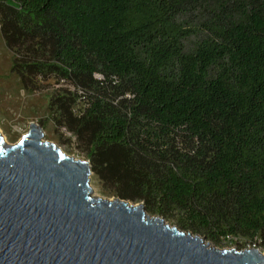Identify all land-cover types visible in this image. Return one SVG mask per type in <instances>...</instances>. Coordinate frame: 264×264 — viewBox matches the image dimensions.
Wrapping results in <instances>:
<instances>
[{
    "label": "trees",
    "instance_id": "16d2710c",
    "mask_svg": "<svg viewBox=\"0 0 264 264\" xmlns=\"http://www.w3.org/2000/svg\"><path fill=\"white\" fill-rule=\"evenodd\" d=\"M0 33L104 190L264 242V0H0Z\"/></svg>",
    "mask_w": 264,
    "mask_h": 264
},
{
    "label": "water",
    "instance_id": "95a60500",
    "mask_svg": "<svg viewBox=\"0 0 264 264\" xmlns=\"http://www.w3.org/2000/svg\"><path fill=\"white\" fill-rule=\"evenodd\" d=\"M86 158L30 122L0 133V264H264L256 247H217L152 215L142 201L92 193Z\"/></svg>",
    "mask_w": 264,
    "mask_h": 264
},
{
    "label": "rangeland",
    "instance_id": "374dc122",
    "mask_svg": "<svg viewBox=\"0 0 264 264\" xmlns=\"http://www.w3.org/2000/svg\"><path fill=\"white\" fill-rule=\"evenodd\" d=\"M11 64V51L6 47L0 33V133L4 139L8 143L16 142L28 130L30 122L34 121L41 126L43 139L56 143L70 155L85 158L84 154L75 148L74 136L63 129L61 133L56 132L52 120L48 118L49 95L57 84L49 79L43 88L28 90L22 86L17 73L11 70ZM90 185L94 195L114 196L101 187L98 178L93 173L90 175ZM165 221L178 227L173 219L167 218ZM205 241H208L210 245L223 247L209 239L205 238ZM224 246H233V244Z\"/></svg>",
    "mask_w": 264,
    "mask_h": 264
},
{
    "label": "built area",
    "instance_id": "2783aa9c",
    "mask_svg": "<svg viewBox=\"0 0 264 264\" xmlns=\"http://www.w3.org/2000/svg\"><path fill=\"white\" fill-rule=\"evenodd\" d=\"M233 246H235L234 244H233ZM243 247H256L261 253H263L264 254V242H254V243H250V246H248V244H247V246H243Z\"/></svg>",
    "mask_w": 264,
    "mask_h": 264
}]
</instances>
